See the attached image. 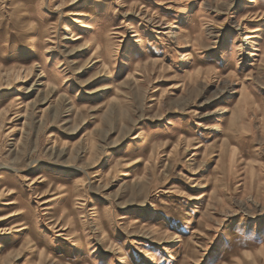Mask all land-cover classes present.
I'll list each match as a JSON object with an SVG mask.
<instances>
[{"label": "rangeland", "instance_id": "1", "mask_svg": "<svg viewBox=\"0 0 264 264\" xmlns=\"http://www.w3.org/2000/svg\"><path fill=\"white\" fill-rule=\"evenodd\" d=\"M0 264H264V0H0Z\"/></svg>", "mask_w": 264, "mask_h": 264}, {"label": "bare ground", "instance_id": "2", "mask_svg": "<svg viewBox=\"0 0 264 264\" xmlns=\"http://www.w3.org/2000/svg\"><path fill=\"white\" fill-rule=\"evenodd\" d=\"M54 220H56V219H54ZM31 261V260H30Z\"/></svg>", "mask_w": 264, "mask_h": 264}]
</instances>
